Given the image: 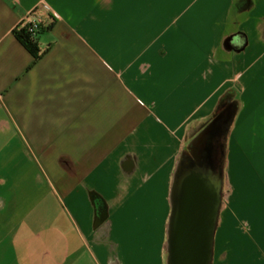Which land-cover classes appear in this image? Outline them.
<instances>
[{
	"label": "crops",
	"instance_id": "0c3cea01",
	"mask_svg": "<svg viewBox=\"0 0 264 264\" xmlns=\"http://www.w3.org/2000/svg\"><path fill=\"white\" fill-rule=\"evenodd\" d=\"M50 13L33 61L13 28ZM227 89L239 175L264 133V0H0V264H161L184 131ZM243 189L237 176L216 264L249 260L233 228L264 186Z\"/></svg>",
	"mask_w": 264,
	"mask_h": 264
},
{
	"label": "water",
	"instance_id": "95a60500",
	"mask_svg": "<svg viewBox=\"0 0 264 264\" xmlns=\"http://www.w3.org/2000/svg\"><path fill=\"white\" fill-rule=\"evenodd\" d=\"M240 105L227 89L184 131L167 188L162 264H215L216 235L233 191L230 134Z\"/></svg>",
	"mask_w": 264,
	"mask_h": 264
},
{
	"label": "rangeland",
	"instance_id": "374dc122",
	"mask_svg": "<svg viewBox=\"0 0 264 264\" xmlns=\"http://www.w3.org/2000/svg\"><path fill=\"white\" fill-rule=\"evenodd\" d=\"M254 140V143L258 140L261 143H259V145L251 144L253 145L251 147L245 146L243 151V159H250H248L247 162H242L244 170L240 172L239 175L237 174L236 170L237 147L234 135L231 139L232 143L230 144L229 173L234 186L233 195H235L236 192L238 176V182L240 183L241 187L244 188L242 191L243 202L245 201L246 197L251 195L250 189L252 187L264 186L262 179L263 176H260V174H258L260 172H263L264 169H260L261 167L256 166V158L259 155H262L264 157V133L256 135ZM262 201L264 202V197H262ZM236 224L237 225H235V227L233 228V232L240 236L244 244V249L246 253L249 254V260L245 264H261L262 262L256 257V255L260 253V243H263L262 237L264 236V209H254L253 204L249 203L248 205L244 206L243 209H240Z\"/></svg>",
	"mask_w": 264,
	"mask_h": 264
},
{
	"label": "trees",
	"instance_id": "16d2710c",
	"mask_svg": "<svg viewBox=\"0 0 264 264\" xmlns=\"http://www.w3.org/2000/svg\"><path fill=\"white\" fill-rule=\"evenodd\" d=\"M52 20L47 26L38 25L35 30L29 29V24L21 22L13 28V33L15 37L21 42V44L32 54L34 57L33 61H36L40 58L52 45V36L50 31L56 21L54 14L50 13ZM66 156H61V163H65ZM93 201L95 203H103V199L94 191ZM101 209V207H99ZM98 208V209H99Z\"/></svg>",
	"mask_w": 264,
	"mask_h": 264
},
{
	"label": "built area",
	"instance_id": "2783aa9c",
	"mask_svg": "<svg viewBox=\"0 0 264 264\" xmlns=\"http://www.w3.org/2000/svg\"><path fill=\"white\" fill-rule=\"evenodd\" d=\"M24 23H28L29 29L33 31L38 25L41 24V20L39 18H29L25 20Z\"/></svg>",
	"mask_w": 264,
	"mask_h": 264
},
{
	"label": "flooded vegetation",
	"instance_id": "af4514ba",
	"mask_svg": "<svg viewBox=\"0 0 264 264\" xmlns=\"http://www.w3.org/2000/svg\"><path fill=\"white\" fill-rule=\"evenodd\" d=\"M101 211V209L99 208V212ZM163 263V253L161 255V264Z\"/></svg>",
	"mask_w": 264,
	"mask_h": 264
}]
</instances>
